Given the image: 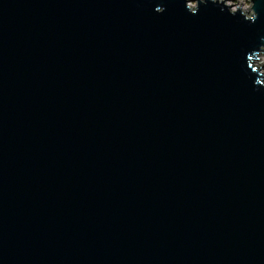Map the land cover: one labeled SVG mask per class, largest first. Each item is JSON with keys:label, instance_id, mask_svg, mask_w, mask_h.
Here are the masks:
<instances>
[{"label": "water", "instance_id": "1", "mask_svg": "<svg viewBox=\"0 0 264 264\" xmlns=\"http://www.w3.org/2000/svg\"><path fill=\"white\" fill-rule=\"evenodd\" d=\"M227 1L0 0V264H264V0Z\"/></svg>", "mask_w": 264, "mask_h": 264}, {"label": "rangeland", "instance_id": "2", "mask_svg": "<svg viewBox=\"0 0 264 264\" xmlns=\"http://www.w3.org/2000/svg\"><path fill=\"white\" fill-rule=\"evenodd\" d=\"M227 3L233 6L232 9H236V7L239 6L244 12L250 6V3L248 1L235 3L233 1L228 0ZM191 4L193 5L194 2H192ZM255 65L261 66L260 72L264 74V54L263 53H260L256 56Z\"/></svg>", "mask_w": 264, "mask_h": 264}, {"label": "trees", "instance_id": "3", "mask_svg": "<svg viewBox=\"0 0 264 264\" xmlns=\"http://www.w3.org/2000/svg\"><path fill=\"white\" fill-rule=\"evenodd\" d=\"M230 1H233V2H235V3H239V2H245V1H247V0H230Z\"/></svg>", "mask_w": 264, "mask_h": 264}]
</instances>
